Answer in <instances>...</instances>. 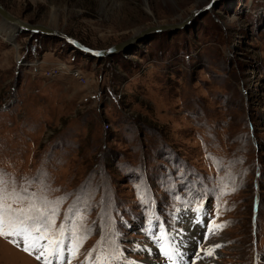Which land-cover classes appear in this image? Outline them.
Wrapping results in <instances>:
<instances>
[{"label":"rangeland","instance_id":"1","mask_svg":"<svg viewBox=\"0 0 264 264\" xmlns=\"http://www.w3.org/2000/svg\"><path fill=\"white\" fill-rule=\"evenodd\" d=\"M0 1L92 49L140 36L95 57L0 18V264H139L165 231L264 264V0Z\"/></svg>","mask_w":264,"mask_h":264},{"label":"water","instance_id":"2","mask_svg":"<svg viewBox=\"0 0 264 264\" xmlns=\"http://www.w3.org/2000/svg\"><path fill=\"white\" fill-rule=\"evenodd\" d=\"M216 0H212L205 8H209L213 5ZM0 18L1 21L6 22L9 25H12L15 28V33L17 34L19 31H29L31 33H42L46 35L57 36L63 39L66 43H68L72 48L78 49L86 54H90L95 57H102L108 54L116 53L122 50L125 47L130 46L137 38L140 36H134L126 42L114 44L106 49H92L81 44L76 38L66 34L65 32L57 29H53L41 24H31L29 22H25L19 17L11 14L1 3L0 1ZM183 26V23L180 25H166V26H159L154 27L152 29H148L146 33L151 31H161L166 29H176Z\"/></svg>","mask_w":264,"mask_h":264},{"label":"built area","instance_id":"3","mask_svg":"<svg viewBox=\"0 0 264 264\" xmlns=\"http://www.w3.org/2000/svg\"><path fill=\"white\" fill-rule=\"evenodd\" d=\"M49 73H50V71H48ZM71 75H73L74 77H77V76H79V73L77 72V70H72L71 72Z\"/></svg>","mask_w":264,"mask_h":264},{"label":"bare ground","instance_id":"4","mask_svg":"<svg viewBox=\"0 0 264 264\" xmlns=\"http://www.w3.org/2000/svg\"><path fill=\"white\" fill-rule=\"evenodd\" d=\"M6 23V22H5ZM12 26V25H11Z\"/></svg>","mask_w":264,"mask_h":264}]
</instances>
